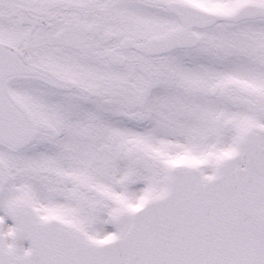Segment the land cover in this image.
Masks as SVG:
<instances>
[{"label": "snow or ice", "instance_id": "1", "mask_svg": "<svg viewBox=\"0 0 264 264\" xmlns=\"http://www.w3.org/2000/svg\"><path fill=\"white\" fill-rule=\"evenodd\" d=\"M0 264H264V0H0Z\"/></svg>", "mask_w": 264, "mask_h": 264}]
</instances>
